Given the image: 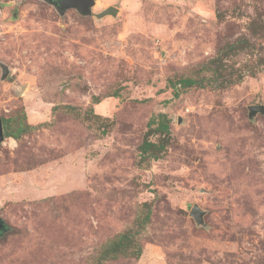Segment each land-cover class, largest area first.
Segmentation results:
<instances>
[{
  "label": "rangeland",
  "instance_id": "rangeland-1",
  "mask_svg": "<svg viewBox=\"0 0 264 264\" xmlns=\"http://www.w3.org/2000/svg\"><path fill=\"white\" fill-rule=\"evenodd\" d=\"M108 7L118 16L0 0V119L23 106L29 124L49 123L0 145V264H97L146 203L141 258L104 264H264V115L249 111L264 105V0H96L92 11ZM243 36L259 52L227 63L253 76L175 95L171 82ZM90 106L102 120L67 109ZM160 113L171 134L155 167L139 146Z\"/></svg>",
  "mask_w": 264,
  "mask_h": 264
},
{
  "label": "trees",
  "instance_id": "trees-1",
  "mask_svg": "<svg viewBox=\"0 0 264 264\" xmlns=\"http://www.w3.org/2000/svg\"><path fill=\"white\" fill-rule=\"evenodd\" d=\"M256 25V24H255ZM250 32L255 31V26L250 24L248 26ZM245 51L249 56H254L255 52H259V46L246 36L238 38L233 43H228L218 50V53L214 59L209 63L203 65L201 69L197 71L195 77H186L178 81L171 82L175 89V95L178 96L179 93L185 90H188L193 87H198L205 89L207 87H212L214 89H221L226 87L228 84H236L241 82L246 73L251 74L250 67L248 65L245 69H238L233 65H229L227 60H229L235 52ZM257 65H264L263 61L259 59L256 62ZM209 73V76H204L203 74ZM119 91L117 90L112 95H93L92 96V105L100 104L104 99L111 97H118ZM70 112L76 114L77 117L83 118L84 120L89 121L90 118L96 120H102V117L95 115L93 107H89L85 111L74 108L67 107ZM4 137L13 138L17 141H20L25 135L29 132L38 130L40 128H45L49 123H41L39 125H31L27 121V115L24 107L22 106L15 114L10 117L3 118L2 121ZM149 129L146 135V138L143 139L141 145L139 146L141 158L147 162H152L156 167L163 160L164 155L167 151L169 142L168 137L171 134V122L168 119L167 115L160 113L148 123ZM104 134H107L108 127L104 126L102 129ZM158 134V140H150L151 136ZM146 208L143 213H140L136 218L135 227L130 230L121 232L109 239L101 248L99 256L97 259V264H104L108 261H114L121 258H133L139 260L141 258L143 248L138 240V236L141 234V231L144 230L147 224L150 222L152 207L151 204L146 203L144 205Z\"/></svg>",
  "mask_w": 264,
  "mask_h": 264
},
{
  "label": "water",
  "instance_id": "water-1",
  "mask_svg": "<svg viewBox=\"0 0 264 264\" xmlns=\"http://www.w3.org/2000/svg\"><path fill=\"white\" fill-rule=\"evenodd\" d=\"M54 5L57 7L60 13H64L68 9H75L83 15H90L97 19H102L107 16L117 17L119 10L115 7H108L100 13H94L92 9L96 5V0H54ZM9 75V69H3V78L6 79ZM27 86L23 87L18 95H22V91L25 90ZM250 117H255L257 114L264 115V105H255L249 107ZM4 130L2 120L0 119V145L4 142ZM191 217L196 221L197 224H204V213L201 211L198 205H194L190 213ZM7 231V226L5 222L0 217V235Z\"/></svg>",
  "mask_w": 264,
  "mask_h": 264
},
{
  "label": "flooded vegetation",
  "instance_id": "flooded-vegetation-1",
  "mask_svg": "<svg viewBox=\"0 0 264 264\" xmlns=\"http://www.w3.org/2000/svg\"><path fill=\"white\" fill-rule=\"evenodd\" d=\"M45 1H47L50 5L55 6V5H54V0H45ZM55 7H56V6H55Z\"/></svg>",
  "mask_w": 264,
  "mask_h": 264
},
{
  "label": "built area",
  "instance_id": "built-area-1",
  "mask_svg": "<svg viewBox=\"0 0 264 264\" xmlns=\"http://www.w3.org/2000/svg\"><path fill=\"white\" fill-rule=\"evenodd\" d=\"M9 144H10V142H9Z\"/></svg>",
  "mask_w": 264,
  "mask_h": 264
}]
</instances>
